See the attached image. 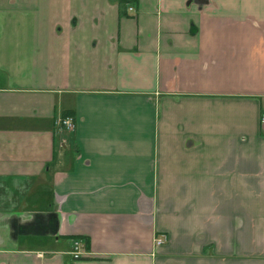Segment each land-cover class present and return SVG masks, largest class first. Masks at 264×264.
I'll list each match as a JSON object with an SVG mask.
<instances>
[{"label":"crops","instance_id":"0c3cea01","mask_svg":"<svg viewBox=\"0 0 264 264\" xmlns=\"http://www.w3.org/2000/svg\"><path fill=\"white\" fill-rule=\"evenodd\" d=\"M127 1L0 0V264H264V0Z\"/></svg>","mask_w":264,"mask_h":264},{"label":"built area","instance_id":"2783aa9c","mask_svg":"<svg viewBox=\"0 0 264 264\" xmlns=\"http://www.w3.org/2000/svg\"><path fill=\"white\" fill-rule=\"evenodd\" d=\"M128 10L131 11V12H133V11H134V7L129 6V7H128ZM263 125H264V117H263ZM62 126H63V128H64L66 131H68V132H74L75 129H76V124H75V119H74V117H72V116H67V117L62 121ZM163 243H164V241H163L162 239H157V240H156V244H157V245H161V244H163ZM78 249H79L80 251H78L77 253H75V257H76V258L82 257L83 254H84V255L86 254V250H85L84 247H82V248H79V247H78Z\"/></svg>","mask_w":264,"mask_h":264},{"label":"trees","instance_id":"16d2710c","mask_svg":"<svg viewBox=\"0 0 264 264\" xmlns=\"http://www.w3.org/2000/svg\"><path fill=\"white\" fill-rule=\"evenodd\" d=\"M119 2H120V5H121V12L125 15L126 12H125V9H124V5L128 1L127 0H119Z\"/></svg>","mask_w":264,"mask_h":264},{"label":"rangeland","instance_id":"374dc122","mask_svg":"<svg viewBox=\"0 0 264 264\" xmlns=\"http://www.w3.org/2000/svg\"><path fill=\"white\" fill-rule=\"evenodd\" d=\"M27 217L29 218V216H27ZM33 218H34V215L32 214V215H31V219L33 220ZM31 219H30V220H31Z\"/></svg>","mask_w":264,"mask_h":264},{"label":"flooded vegetation","instance_id":"af4514ba","mask_svg":"<svg viewBox=\"0 0 264 264\" xmlns=\"http://www.w3.org/2000/svg\"><path fill=\"white\" fill-rule=\"evenodd\" d=\"M128 10V9H127Z\"/></svg>","mask_w":264,"mask_h":264}]
</instances>
